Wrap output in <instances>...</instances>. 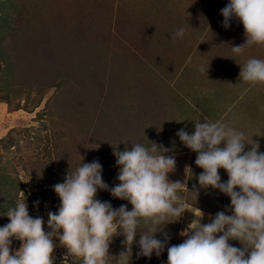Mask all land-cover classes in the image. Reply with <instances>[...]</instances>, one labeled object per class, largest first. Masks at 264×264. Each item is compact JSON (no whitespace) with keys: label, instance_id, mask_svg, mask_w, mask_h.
I'll return each instance as SVG.
<instances>
[{"label":"rangeland","instance_id":"1","mask_svg":"<svg viewBox=\"0 0 264 264\" xmlns=\"http://www.w3.org/2000/svg\"><path fill=\"white\" fill-rule=\"evenodd\" d=\"M229 2L0 0L6 30L0 31V178L9 181L16 202L35 197L27 203L29 214L42 217L46 231L48 213L60 205L53 186L64 181L70 167L98 160L103 180L116 186L111 184L114 148L164 147V132H194L195 121H219L244 132L246 151L255 144L264 152V84L239 78L248 59L264 60V44L246 45L234 56L232 46L244 44L246 36L236 18L223 27L221 9ZM181 28L183 38L173 39ZM169 142L171 147L181 141ZM199 172L190 193L179 194L183 203L212 217L220 211L230 215L231 198L201 188ZM219 174L226 182V170ZM96 198L114 209L133 207L108 190H99ZM169 219L173 222L155 234L162 241L165 233L170 237L159 262L155 253L154 260L137 256V243L129 264H167V247L182 243L180 217ZM147 227L141 221L139 230ZM124 239L113 236L105 264H119ZM21 243L13 238V254ZM54 243V264H82L71 256L65 261L67 248L57 238ZM229 243L243 248L237 240Z\"/></svg>","mask_w":264,"mask_h":264},{"label":"clouds","instance_id":"2","mask_svg":"<svg viewBox=\"0 0 264 264\" xmlns=\"http://www.w3.org/2000/svg\"><path fill=\"white\" fill-rule=\"evenodd\" d=\"M221 14L223 27L230 28L236 18L245 30L246 42L232 46L234 56L242 54L246 45L264 44V0H230ZM172 36L183 38L184 29ZM239 78L252 85L264 84V60L248 59ZM176 135L197 153L195 164L203 169L198 176L200 187L229 196L231 214L217 212L209 223H201L203 214L196 215L190 231L182 233L187 239L167 247V264H264V152L255 144L246 151L249 143L244 132L219 121H195L192 134L180 129ZM161 149L162 154H157ZM169 151L155 143L147 147L133 143L123 151L114 148L120 183L111 188L103 180L98 160L75 170L70 167L64 181L53 186L60 205L58 212L48 213V231L44 219L32 217L27 202L17 200L6 213L10 222L0 227V264H54V238L67 248L65 261L71 256L82 259V264H105L113 236L121 234L126 250L120 253L119 264H129L137 243V256L151 258L155 253L159 257L170 237L165 233L162 241L155 234L173 222L169 217H181L186 210L178 195L183 184L168 178L176 167L175 156L166 155ZM221 168L228 174L226 182L219 174ZM99 190L128 201L132 209L125 204L114 209L111 203L101 202L96 198ZM193 192L198 195V189ZM141 221L148 226L146 231L139 230ZM13 238L22 242L14 254ZM230 240L239 241L243 248Z\"/></svg>","mask_w":264,"mask_h":264},{"label":"crops","instance_id":"3","mask_svg":"<svg viewBox=\"0 0 264 264\" xmlns=\"http://www.w3.org/2000/svg\"><path fill=\"white\" fill-rule=\"evenodd\" d=\"M153 101L155 102L156 100H153ZM190 104H191V102H190ZM149 105H150V103H149ZM155 105L157 107L160 104L155 103ZM187 132H189V134L193 133L191 131H187ZM172 138H177V140L180 141L179 137L175 134L170 135V134H167L165 132L163 133V140H164V147L163 148L170 150L169 152L166 153V155H174L175 159H176L175 170L168 173V178L170 181H173V182L180 181L183 184L181 186V190L178 192V195L181 194L180 196L184 197L185 194L190 193V185H191L193 177L195 176V170L196 169H197V171L200 170V172L198 173V174H200L203 172V169H198L197 165L195 164L197 153L190 150L182 142H178V143L176 142V146L169 147V145H170L169 139H172ZM162 151L163 150L161 149L157 154H162ZM116 168L117 169H116L115 173L113 174V178H112V179H114V181L111 180L112 181L111 184H114V185H118L120 183V181L117 179V176L119 173V168H118V166ZM227 178L228 177H226V180H228ZM197 183H199V182L197 181ZM191 204H192L191 202L187 203V204L184 203V207L186 208V210L183 213V215L180 217V223H181L182 227H181V230L179 233V235H180L179 236L180 237L179 242H183L185 240V238H183L182 233L187 231L189 229V226L192 224V222L197 219L196 215H202L203 214L202 219H201V223H209L210 218L213 215L211 212L210 213L206 212V210L204 208L195 207V205H191ZM183 220H184V223L182 224ZM189 231H190V229H189ZM185 236L186 235H184V237ZM154 258L155 257L152 255V257L150 259L154 260ZM160 259H161V257H159L158 259L155 258V260H157V262H159Z\"/></svg>","mask_w":264,"mask_h":264},{"label":"trees","instance_id":"4","mask_svg":"<svg viewBox=\"0 0 264 264\" xmlns=\"http://www.w3.org/2000/svg\"><path fill=\"white\" fill-rule=\"evenodd\" d=\"M1 13V12H0ZM2 18V16L0 17V19ZM4 20V19H3ZM5 23L7 22V20H4ZM1 22H2V26H1V29L0 31L2 32H6L4 28V22L2 21L1 19ZM1 32V33H2ZM3 173L5 172L2 171ZM9 181L3 179V178H0V213H2V220H0V224H3V225H6L9 220V217H7L6 213H7V210L10 209V208H13L15 207V204H16V199L17 197H15L14 195H12L10 192H8L7 190V185H8ZM22 188H20L19 190H21ZM28 197V198H27ZM26 202L28 204H32L34 203V198L33 196H29L27 195L26 196ZM24 200V199H23ZM30 204V205H31ZM3 219H6V220H3Z\"/></svg>","mask_w":264,"mask_h":264}]
</instances>
